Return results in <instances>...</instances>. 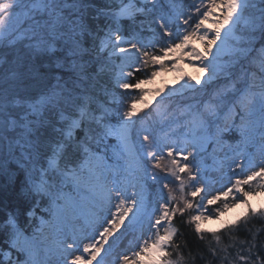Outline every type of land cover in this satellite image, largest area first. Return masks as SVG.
Here are the masks:
<instances>
[{
  "label": "snow or ice",
  "instance_id": "snow-or-ice-1",
  "mask_svg": "<svg viewBox=\"0 0 264 264\" xmlns=\"http://www.w3.org/2000/svg\"><path fill=\"white\" fill-rule=\"evenodd\" d=\"M184 61L198 74L144 87ZM6 187L0 264H182L178 217L217 244L264 218V0H0ZM246 230L239 264H264Z\"/></svg>",
  "mask_w": 264,
  "mask_h": 264
},
{
  "label": "trees",
  "instance_id": "trees-1",
  "mask_svg": "<svg viewBox=\"0 0 264 264\" xmlns=\"http://www.w3.org/2000/svg\"><path fill=\"white\" fill-rule=\"evenodd\" d=\"M124 99L130 102V96H125ZM171 186L173 188L178 187L175 184ZM174 194L180 195L179 191ZM16 203L17 194L14 189L6 187L4 190H0V219ZM186 219L187 216L178 217L175 221V226L180 231V235L176 237V243L181 246L182 264H239L236 258L239 251L238 241L248 237L249 232L246 229L257 232L258 239L264 241V231H259L264 229V218L250 217L249 222L246 225L242 223L239 229L229 233L221 232V242L219 244L216 243L215 238L211 234H206L203 239H199L194 231V226L184 223ZM229 236L235 237L236 240H230ZM210 249H216L215 255L212 254ZM172 258L176 259V256L173 255Z\"/></svg>",
  "mask_w": 264,
  "mask_h": 264
},
{
  "label": "rangeland",
  "instance_id": "rangeland-1",
  "mask_svg": "<svg viewBox=\"0 0 264 264\" xmlns=\"http://www.w3.org/2000/svg\"><path fill=\"white\" fill-rule=\"evenodd\" d=\"M193 42L195 43L196 47H198V48L201 47V44L199 41H193ZM181 69H182V73L177 72L175 70H171V71L164 72L162 74H158L155 78H153V81L151 84H146V85H144V87L151 89V88L161 87L162 85H172L173 81L177 80L181 74L189 75V76L198 74L197 73V66L190 64L186 61L181 62ZM209 152H210V150H209ZM203 166L209 172V174H210L209 180L212 183H215V179L220 177L221 175L223 176V180L221 181V183L228 179L226 172L222 174L217 170L218 165L214 161V159L212 158V156L210 154L204 160ZM229 167H231V166H229ZM215 186L219 187V184H215ZM129 191H132V189L129 188ZM212 194H215V192H213ZM256 197H259V199H258L257 203H254L253 200ZM248 199H249L250 206L252 208H257V207L261 206L262 204H264V191L258 192L257 195L249 196ZM237 206H238V204L235 207H231V208L227 209L223 213L234 211V210H236ZM241 208H242L241 212H236L232 215H229L226 218L217 222L216 224L213 223L214 219L201 221L200 222L201 228L202 229H219V228H221L222 225L229 224L231 221L239 219L242 216V213H244V211H245V208L243 205L241 206ZM124 243L127 244V240H125ZM129 251H131V250H129ZM124 254H128V253L126 252Z\"/></svg>",
  "mask_w": 264,
  "mask_h": 264
},
{
  "label": "bare ground",
  "instance_id": "bare-ground-1",
  "mask_svg": "<svg viewBox=\"0 0 264 264\" xmlns=\"http://www.w3.org/2000/svg\"><path fill=\"white\" fill-rule=\"evenodd\" d=\"M258 199H259V197H256V198L253 200L254 203H257V202H258ZM241 206H242V205L238 204L236 210H234V211H230V212H225V213L221 214V215L219 216V218L213 220V223L216 224L217 222H219L220 220L226 218V217L229 216V215H232V214H234V213H236V212H241V209H242Z\"/></svg>",
  "mask_w": 264,
  "mask_h": 264
}]
</instances>
